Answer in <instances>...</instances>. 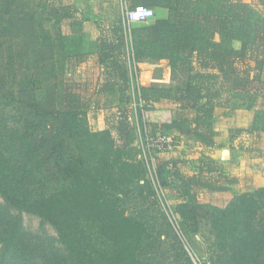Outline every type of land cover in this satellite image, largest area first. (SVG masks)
<instances>
[{"label":"trees","instance_id":"trees-1","mask_svg":"<svg viewBox=\"0 0 264 264\" xmlns=\"http://www.w3.org/2000/svg\"><path fill=\"white\" fill-rule=\"evenodd\" d=\"M126 1L130 9L165 8L168 15L132 28L130 34L120 22L109 36L99 37L97 57L106 81L98 91L114 102H108L107 126L92 130L88 108L93 103L76 93L79 81L72 67L83 55L67 48L61 26L77 9L41 0L38 19V11L26 5L14 11L19 0H2L8 17L0 25V36L22 41V58L33 74L22 81L20 99L33 113L35 132L17 136L16 158L0 150V197L5 203L0 205V264H11L18 254L20 264H33L39 255L25 240L21 216L11 214L9 208L50 223L75 264H145L141 254L153 232L144 217L127 213L120 197L136 184L155 193L130 121L131 104L136 103L141 116L143 138L176 133L175 140L192 138L215 147L214 111L221 97L217 80L232 91L250 94L249 107L264 91V12L260 15L251 3ZM256 2L264 7V0ZM44 20L58 26L53 39L40 28ZM74 24L80 29V22ZM161 60L168 61L170 83L134 82L133 66ZM163 100L176 105V114L157 105ZM155 165L157 179L180 200L176 212L187 235L199 230L205 214L216 232L224 229L229 236L242 238L245 253L249 252L251 243L244 235L251 234L253 222L264 211V186L239 193L219 207L201 203L199 191H227L235 178L206 176L203 169L185 175L157 158ZM49 179H55L57 186L47 190ZM188 261L193 264L190 257ZM45 264L62 263L52 258ZM213 264L224 263L216 258Z\"/></svg>","mask_w":264,"mask_h":264},{"label":"rangeland","instance_id":"rangeland-1","mask_svg":"<svg viewBox=\"0 0 264 264\" xmlns=\"http://www.w3.org/2000/svg\"><path fill=\"white\" fill-rule=\"evenodd\" d=\"M51 2L57 4V0H51ZM41 4V0H19L13 9L16 11L21 6L26 5L28 8L38 11L37 18L39 19ZM251 4L258 10L257 12L260 15L263 14L264 7L261 4L256 1ZM128 7L125 2L121 1L119 9L115 8L114 11L117 10L120 16H125ZM97 9L99 10V7ZM7 17L8 14L2 6V0H0V25L3 20L6 21ZM65 25V22H62V29ZM2 26H0V30ZM57 27L53 20H44L40 26L51 39L56 35ZM22 52V41L19 38L0 36V150L14 158L17 157V136L25 131H30L32 134L35 132L33 129L35 125L33 113L20 99L22 81L33 75L27 69L25 60L22 58ZM147 63L151 64L150 62ZM161 64L159 63L156 66V76L158 75V81L156 82L168 84L170 81L164 80L165 66ZM151 65H153V62ZM137 69V76L133 80L140 83L139 73L141 68L138 66ZM61 78L62 81L65 80V75ZM261 100L260 104L264 105V99ZM108 102L112 104L114 100L108 101V98H106L101 101V104L89 106L88 118L92 130H100L104 127L103 123L108 119ZM97 106L103 111H98ZM131 106L129 111L130 121L138 134L136 142L139 146H142L141 116L136 103L134 102ZM102 112L105 116H102ZM47 166L51 165L48 164ZM149 166L151 172H154L153 163L150 162ZM47 174L50 176L49 173ZM153 175L149 171L152 180ZM55 186H57L55 179L47 180V190ZM154 186V194L147 189L142 191L140 185L136 184L125 189V192L120 195L122 206L127 213L144 217L153 232V237L146 243L141 254L145 264H190L188 257L192 262L193 259L186 249L188 246L194 255L205 264H213L216 258H221L224 264H264V211H261L253 222L250 228L251 234L246 236L245 232L244 239L251 243V249L248 253H245L242 238L229 236L230 233L224 229L216 232L211 227V218L205 216V214H202L199 230L187 235L181 228V217L176 212V206L180 200L170 191L169 187L163 186L160 181H154ZM4 204L3 199L0 197V205ZM9 211L13 215L21 216L27 244L38 249L37 253L39 255L34 259L33 264H45L52 258L60 260L62 264H75L69 257L65 246L60 242L55 228L50 223L43 221L37 215L19 211L15 208H9ZM2 253V244H0V257ZM17 256L12 259L11 264L22 262Z\"/></svg>","mask_w":264,"mask_h":264},{"label":"crops","instance_id":"crops-1","mask_svg":"<svg viewBox=\"0 0 264 264\" xmlns=\"http://www.w3.org/2000/svg\"><path fill=\"white\" fill-rule=\"evenodd\" d=\"M121 1L128 5L126 0H57V5L71 4L77 9L74 17L64 20L66 25L63 26V34L67 48L83 55L79 60H74L72 66L76 80L79 81L75 91L82 99L93 104H101V101L111 97L98 91L106 81V71L97 57L99 37L109 36L111 30L120 22L124 23L130 34L132 28L149 25L157 18H166L168 15L167 9L156 8L155 17L148 22L129 24L125 22L124 16L117 13ZM244 1L252 3L256 0ZM77 21L81 23L80 29L74 24ZM234 45L238 48L240 42L236 41ZM159 63L165 66L164 80L170 81L168 61L161 60ZM159 63L139 64L140 84L150 85L158 81L155 70ZM251 65L254 66L255 63L252 62ZM158 72L160 73V70ZM253 76L254 71L251 73V77ZM216 86L221 88V97L214 111L216 146L206 147L192 138L176 139L175 150L158 154L157 161L169 162L171 167L179 169L185 175H193L203 169L206 176L219 178L220 174H224L235 178L237 181L229 185L227 191L200 190L201 202L225 207L235 195L256 186H264V105L260 104L261 99H264V91L260 93L257 102L249 107L246 104L249 103L250 94L232 91L221 79L217 80ZM157 105L171 109L176 114V105L170 101L163 100ZM97 110L103 111L98 106ZM103 115L105 116L104 112ZM103 126H107L106 122ZM208 169L211 171L208 172Z\"/></svg>","mask_w":264,"mask_h":264},{"label":"built area","instance_id":"built-area-1","mask_svg":"<svg viewBox=\"0 0 264 264\" xmlns=\"http://www.w3.org/2000/svg\"><path fill=\"white\" fill-rule=\"evenodd\" d=\"M156 15L155 9L152 7L144 6V5H137L136 7L130 9L129 7L125 13V22L126 23H134V22H148ZM134 71L135 75L137 76L138 69L136 66L132 67V72ZM176 148V140L173 135L168 134H158V135H146L143 138L142 142V156L146 160L150 173L153 175L154 181H159L157 179L156 173V165L155 161L158 154H165L173 152ZM153 163L154 172H151V168L149 163ZM153 181V182H154ZM190 256L193 259L194 264H205L199 258H197L191 248L188 246L186 247Z\"/></svg>","mask_w":264,"mask_h":264}]
</instances>
